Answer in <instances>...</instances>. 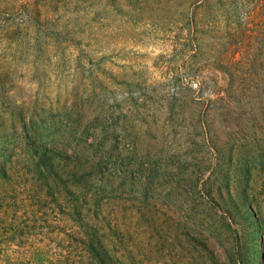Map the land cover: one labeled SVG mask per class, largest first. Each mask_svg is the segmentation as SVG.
<instances>
[{"label":"rangeland","instance_id":"1","mask_svg":"<svg viewBox=\"0 0 264 264\" xmlns=\"http://www.w3.org/2000/svg\"><path fill=\"white\" fill-rule=\"evenodd\" d=\"M25 135L104 264H264V0H0L9 179Z\"/></svg>","mask_w":264,"mask_h":264},{"label":"trees","instance_id":"2","mask_svg":"<svg viewBox=\"0 0 264 264\" xmlns=\"http://www.w3.org/2000/svg\"><path fill=\"white\" fill-rule=\"evenodd\" d=\"M25 145L33 149V168L18 169L13 179H9L7 168L0 170L4 180L0 184V264H31L32 253L45 249L50 264H104L108 255L103 242L87 233L88 226L81 225L88 216L77 212L70 219L73 225L64 226L58 212L60 196L53 190L52 179L54 186L66 181L58 179L56 169L60 166L54 161L69 163L70 157L58 155L54 149L47 150L49 156L39 155L43 147L28 135ZM81 156H85L83 149L73 151L71 159ZM56 234L61 238L52 237Z\"/></svg>","mask_w":264,"mask_h":264}]
</instances>
